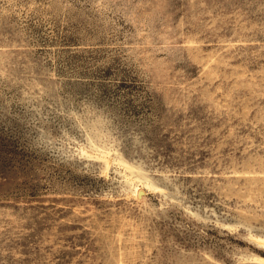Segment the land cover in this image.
I'll return each mask as SVG.
<instances>
[{
  "label": "rangeland",
  "instance_id": "374dc122",
  "mask_svg": "<svg viewBox=\"0 0 264 264\" xmlns=\"http://www.w3.org/2000/svg\"><path fill=\"white\" fill-rule=\"evenodd\" d=\"M263 240L264 0H0V264Z\"/></svg>",
  "mask_w": 264,
  "mask_h": 264
},
{
  "label": "bare ground",
  "instance_id": "6f19581e",
  "mask_svg": "<svg viewBox=\"0 0 264 264\" xmlns=\"http://www.w3.org/2000/svg\"><path fill=\"white\" fill-rule=\"evenodd\" d=\"M107 158L105 160V164H106V168L108 169V167L110 166V161ZM135 191H136V195L141 198V196H139V194H140V192H142V189H140L138 187L137 188L135 187ZM263 242H264V240H263Z\"/></svg>",
  "mask_w": 264,
  "mask_h": 264
}]
</instances>
